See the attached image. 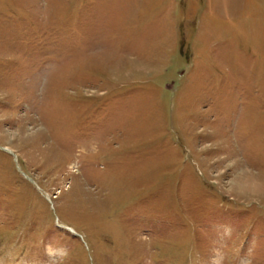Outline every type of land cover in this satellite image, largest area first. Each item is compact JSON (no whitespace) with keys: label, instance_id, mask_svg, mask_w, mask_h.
Segmentation results:
<instances>
[{"label":"rangeland","instance_id":"obj_1","mask_svg":"<svg viewBox=\"0 0 264 264\" xmlns=\"http://www.w3.org/2000/svg\"><path fill=\"white\" fill-rule=\"evenodd\" d=\"M0 264H264V0H0Z\"/></svg>","mask_w":264,"mask_h":264}]
</instances>
